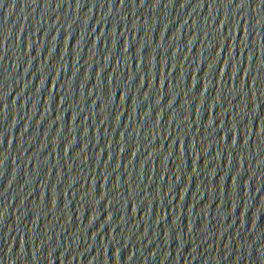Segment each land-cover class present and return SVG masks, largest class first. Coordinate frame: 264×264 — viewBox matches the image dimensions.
<instances>
[{"label":"water","instance_id":"1","mask_svg":"<svg viewBox=\"0 0 264 264\" xmlns=\"http://www.w3.org/2000/svg\"><path fill=\"white\" fill-rule=\"evenodd\" d=\"M0 264H264V0H0Z\"/></svg>","mask_w":264,"mask_h":264}]
</instances>
